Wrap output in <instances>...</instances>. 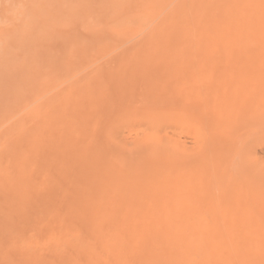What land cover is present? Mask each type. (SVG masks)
<instances>
[{
	"label": "rangeland",
	"instance_id": "374dc122",
	"mask_svg": "<svg viewBox=\"0 0 264 264\" xmlns=\"http://www.w3.org/2000/svg\"><path fill=\"white\" fill-rule=\"evenodd\" d=\"M116 1L0 0V173H8L9 175L10 170L13 171L12 179L8 176H5V179H1L2 183L5 182L4 185L8 186L10 184L12 186L15 183L13 178L16 179L19 174L20 176L24 175L23 179L36 176V170L31 165L36 157L34 144L36 143L37 125L41 122V119L38 122V118L41 116L38 108L49 99H51L52 104L58 103L59 99H61L60 103L64 105H62L63 109L60 110L55 105L57 107L56 111L59 109V112L54 111L52 113L51 110L56 108H53L54 105H52L53 109L50 108L47 111H51L53 115L55 113V118L60 111H62L60 114L67 112L68 106L66 104L69 102V97L75 98L78 96L75 93H79L78 86L73 85L81 77L90 82L95 75L99 74V78L101 75L103 77L100 80L98 79L99 84L102 83L103 85L106 81L105 84L108 89V79H111L112 84L115 85L114 76L116 75V70L114 69L115 66L113 67L115 60H126L122 61L121 65L129 67L133 63H126L127 59L149 60L150 62L148 63H152L156 67L155 70L170 72L172 77L166 81L169 89L166 91L173 94L179 91L181 96L177 99L176 96L173 97L180 102H185L184 97H188V95L195 98V100L199 97L200 92H202L200 96L204 95L205 89L203 85H211V87L217 85L222 86V96L219 98L223 97L224 101H222L226 103L229 94L226 91L225 77L229 78L228 84H233L235 77L238 75L241 76L240 80L245 79L244 67L249 64H238L234 61L230 63L227 61L233 60L229 57L231 56L229 55L230 53L232 55L237 53L233 46L228 47V45L233 44L234 39L241 35L248 24L242 23L243 17L241 16L236 18V23L233 22L235 23L234 25L228 22V18L220 22L217 19V15L222 12L226 15H230L229 12L236 14L239 6L243 4L245 7L250 6L244 12L246 20L258 23L261 15L256 13L255 9L259 8L260 0H119L120 4H116ZM110 2L114 8L106 9L104 4ZM228 2L232 3V7L230 6L229 9H227ZM184 5L187 6V10L181 13L180 11L183 10ZM213 5H216L218 10L212 12ZM50 6H54L56 11L49 13L47 8ZM64 6L71 8L72 11L65 10ZM57 8L60 9L57 10ZM197 8L199 11H197ZM27 21L34 23L33 28L29 29L25 35L28 37L27 41L31 40L33 42L31 43L32 45L26 41L21 42L23 40L19 39L22 34V25ZM217 23H219L218 26H216ZM157 26L158 28H156ZM156 31L159 33L156 41L146 45L145 42L149 41L151 34ZM28 45L31 47L28 48ZM2 47L3 50L1 51ZM106 68L109 71L112 69L108 78H105L108 72L106 74L100 73L101 71H106ZM126 77L119 82L122 86L118 84L113 91L126 86L125 84L127 83L125 81H129L130 76ZM260 77L258 82L264 85V72ZM246 78V80L251 81L250 77ZM94 82L96 83V81ZM137 86L122 91L121 95L126 94V92L130 94L133 91L135 94H142V86ZM74 87L76 88L74 89ZM58 95L61 98L57 97ZM56 98L58 101L55 100ZM126 101L131 104L130 98ZM114 103L117 104V100L114 99ZM105 104H102L103 112L101 114L103 116L102 124L105 123L106 126L119 125L121 118L126 117V114L131 119L136 115L129 114L123 107L114 106V108L105 106ZM250 106L252 108L249 109L247 120L240 119L241 117L239 118L238 116L240 112H235L237 114L232 113L231 126L225 124L227 130L231 128L234 130L231 139L228 141H220L219 139L216 141L217 143L213 144L214 146H211L212 148L209 146L205 151L204 158L208 159L207 157H209L211 159L213 156H218V158H222L225 161V167L218 171L220 172L218 175L217 173L212 174L209 181L202 183L199 188H178L176 194L178 200L174 208H180V210L175 213L173 219L186 224L182 229L190 235L200 237L215 235L225 238L235 236L234 234L242 236L240 238L246 244L245 250L249 254L248 257H253L255 259L254 263L258 264V259L264 255V179H262L260 204H258L260 215L254 212L251 218L240 225L237 231H234V227H232L236 222L233 214L239 204V199L235 196V188H231L234 184L232 182L233 174L236 173L239 167H243L249 173L252 166H255V169L264 176V94L260 95L258 104L252 103ZM105 107L107 110L104 109ZM65 108L66 110H64ZM199 108L192 107L187 110H180L177 117H168L165 122H162L163 127H160L158 131L159 136L170 142L184 143L189 149L200 146L204 140L213 134L214 129L212 128L213 125L208 123V119L205 117L206 111L204 112V110ZM51 113L46 116V119L50 118V120L47 121L45 119L48 129L50 124L53 129H57L61 128L67 122V119L69 121V118L64 116V114H59V117L57 116V119H55L54 116L50 115ZM68 113H65V115ZM36 115H38V118ZM51 116L57 123L51 119ZM62 118L66 121H61ZM131 119L127 121V124L122 123L119 129L121 133L117 132L120 133L118 139L123 144V147L142 138L146 131L143 126L131 128V130L125 129L132 125ZM36 122L38 123L36 124ZM85 132L84 134L88 135V130ZM226 132L223 134L226 135ZM108 144L110 150L116 149L117 155L114 157L115 159H117L119 154L121 155L120 157L122 158L115 162L123 166L130 158V156L127 157L125 155H129V149L126 151L127 147L117 148V144L111 142V140L108 141ZM63 154L65 159L68 158V152H61V155L55 154L54 157L57 155L58 158L63 157ZM10 157L16 162L11 160V164V161H9ZM52 159L53 157L50 160L53 161ZM19 161L21 163H19L20 168L11 169V165L15 163L17 167V162ZM24 165L30 167V169L26 168L25 170ZM68 168L69 165L63 169L60 164L53 166L55 171L50 168L54 171L53 184L48 181L49 184L31 186L29 191L33 193L34 202H32L33 199L30 197L27 199H31V201H17L16 199V203L15 200H12V204L10 201L9 205H6L5 199L7 197L10 199L11 196L7 195L5 199L4 196L6 195L5 193H11L10 189L0 190L2 191L0 196V264H17L18 262L30 264L36 258L55 259L54 261L59 262V255L54 252L55 248H57L55 246L56 243L51 242L49 244V246L51 245V250L45 249V251L41 250L40 252L34 250L33 246L36 243V238H43V241L46 238L48 239L49 236L47 235L52 233L53 228H55V221H59L60 218L62 223L63 217L64 219L66 217L67 210L68 213L72 214H68L69 216L66 218L69 221L71 219L70 216L78 217L77 215H79V217H82L84 210L88 214L84 212L83 218L87 215L85 218L86 222L90 220L89 224L86 225L90 226L87 229L90 230L91 225H95V221L91 223L90 214L87 212L89 211L88 206H92V201L91 204L89 203L90 205L86 204L88 200L85 197L86 194H80L81 188H74L75 191H73V188L66 189L59 184V182L64 180L62 175L66 176L68 174ZM65 171L66 174L64 173ZM50 173L52 172L50 171ZM114 175L116 176L115 173ZM84 189V192L88 190V188ZM91 189L96 190V188ZM111 189L108 192L105 191V198L111 194L109 193ZM76 190H79V193ZM72 192H75L76 195L74 193L69 194ZM3 193L5 194L4 196H2ZM51 196L53 200H51ZM73 196L74 198L71 199ZM80 198L82 200L86 198L84 201L87 210L82 209L86 208L82 200V204L79 202L81 205H78L77 200L80 201ZM67 199L71 200V202ZM2 200H5L6 204L1 202ZM13 201L15 204H13ZM75 202H77V205H75ZM32 203L36 208L32 207L33 210L35 209L36 214L31 208ZM64 203L65 205L68 203V207L72 208L70 212L67 205V209H64L66 211H63V208L61 209ZM72 203L73 205L70 207L69 204ZM74 205L75 207L78 206L77 209ZM29 207L31 208L30 212ZM59 208L62 211L58 210ZM49 211L50 215L48 214ZM80 211L82 212L78 214L77 212ZM20 217L22 218L20 219ZM106 217L102 216V220H97L99 224H96L100 229L106 223L110 226L109 223L112 221H108L111 220L110 217L112 216L109 217L110 219ZM104 218L108 221H103ZM112 219L114 218L112 217ZM102 221L104 224L100 226V223H103ZM56 223H60V221ZM35 224L40 225L42 228L47 227L48 230L44 228L48 231V233H44V237L45 234L47 236L45 239L41 237L43 233L36 238L29 233L26 236L23 235L29 227ZM104 227L106 228V225ZM76 248V254L72 250L73 253L66 255L69 258L80 257L78 256L80 254L79 247L76 246ZM81 251L83 250L81 249ZM140 254L145 255L144 252H140ZM20 259L23 261H20Z\"/></svg>",
	"mask_w": 264,
	"mask_h": 264
},
{
	"label": "bare ground",
	"instance_id": "6f19581e",
	"mask_svg": "<svg viewBox=\"0 0 264 264\" xmlns=\"http://www.w3.org/2000/svg\"><path fill=\"white\" fill-rule=\"evenodd\" d=\"M116 4H120L119 0L116 1ZM104 5L106 9L114 8L111 2ZM230 6L232 7V3L228 2L227 9H229ZM63 8L67 11H72L71 8L69 9L67 6ZM247 8H250V6L245 7L242 4L239 6L236 14L229 12L230 15H226L222 12L217 15V19L220 22L228 18V22L234 25L236 23V18L241 16L243 17L242 23L248 24L241 35H238L234 39L233 44L228 45V47L233 46L237 53L235 55L230 53L229 55L231 56L229 57L233 60L227 62L231 63V61H234L238 64L249 65L244 67L245 79L243 80H240L241 76L238 75L235 77L233 84H228L229 78L224 76L226 78L224 80L226 91L229 94L226 103L223 102V97L219 98L222 96V86L220 87L217 85L213 87H211V85H203L205 93L200 96L202 93L200 92L197 100L190 95L184 97L185 102L175 100L173 96H176L177 99L181 96V93L177 91L173 94L172 92L169 93V91H166L168 89L166 81L172 77L170 72L155 70L156 67L152 63H148L150 62L149 60L127 59L126 63L130 62L133 64L130 67L123 66L121 65L122 61H126L123 59L114 61L113 67L115 66L114 69L116 70V75L114 74L115 85L112 84L111 79H108V89L105 84L106 81L103 85L102 83L99 84L98 79L100 80L102 77L101 75L99 78V74L95 75L90 82L85 80L84 77L76 80L73 86H78L79 90H77L79 93H75V95H78L75 98L72 96L69 97L70 99L68 98L69 102L66 104L68 106V111H63L64 113L62 114L67 116L69 121L67 119V124L64 123L63 126L62 123L61 128H55V130L50 124L48 129L45 122L46 116H48L51 111L53 113L56 111L57 107H59L60 110L63 109L64 105L60 103L62 101L59 99L61 98L59 97L60 95L57 96L59 97V101L57 98L55 99L58 103L52 104L51 99L48 98L49 100L47 99L48 101L44 102V104L38 108L40 109L41 116L38 118V113L36 117L38 118V122L40 119L41 122L37 125L36 143L34 144L36 157L31 165V167L36 170V176H30L31 178L28 177V180L26 178L23 179L24 175L20 176L19 174L16 179L13 178L15 183H13L12 186H10V184L7 186L4 185L5 182L2 183L1 179H5V176L11 177L13 171H8L10 176L8 173H0V190L10 189L11 192L10 194L9 192L8 194L5 193L6 195L4 193L2 194V196L5 195L4 199L7 195L11 196L10 199L8 197L5 199L7 204L4 202L5 200L1 202L9 205L8 203L10 201L12 204V200H15L16 203V199L17 201H31V199H27L30 197L33 199V193L29 191L31 186L36 187L40 184L45 185L48 181L53 184V172L55 171L53 166H58V164H60L63 169L69 165L67 169L68 174L65 176L61 173V175L64 176L62 177L64 180L59 182V184L66 189L81 188L80 194H86L85 197H87L88 200L86 204H91L92 201V206L89 204L90 207L88 206L89 211L87 212L90 214L91 223L95 221V225H91L90 230L87 229V227H90L86 226L89 224L88 222L90 220L86 222L85 218L87 215L83 218V215L86 213L84 210L82 217L77 215L79 218L70 216V221L66 219L71 213H68V210H64L68 207V203H66L67 207L64 203V205L60 207L61 209L63 208V211H66V217L65 219L63 217L62 223L59 218L61 224L56 223L59 221L55 219L56 224L54 223V225L57 229L52 227L54 230L52 233L49 231L50 234L47 235L49 236L48 239H45V237H47L46 234L44 237V233H48L47 227L42 228L40 225H37L38 223L29 227V229L23 233L24 236L29 233L34 238L39 237L38 235H42L43 233L41 237H44L46 242L42 240L43 238H36V243L33 246V249L39 252L41 250L45 251V249L51 250V245L49 246V244H51V242L56 243L55 246H57V248H55L54 252L59 255V258L57 257L59 262L54 261L55 259H52V261L49 258H47L48 260L36 258L32 260L30 264H255V259L253 257H248L249 254L246 253V244H244L242 242L243 239L240 238L242 236L234 234L235 236L225 238L215 235L203 237L190 235L182 229L186 224L182 221L177 222L173 219L175 213L180 210V208H174V206L177 205L176 201L178 198H176V194L178 188H199L202 183L209 181L212 174L217 173L218 175L220 173L218 171L225 167V161L222 158L213 156L211 159L209 157L206 159V157L204 158L203 156L206 154L205 151L208 147L210 146V148H212L211 146L217 143V140L228 141L231 139L234 130L233 128L227 130L225 124L231 126L230 123L233 120L232 113L237 114L235 112H240V115L238 114L239 118L241 117L240 119L247 120L249 109L252 108L250 105L252 103L258 104L260 95L264 94V85L258 82L261 78L260 76L263 75L264 72V0H260L259 8L255 9L256 13L261 15L258 23L246 20L244 12ZM47 9L49 13H53L54 10L56 11L54 6H50ZM58 9L60 8H57V10ZM182 9L183 10L180 11L181 13L186 12L187 6L184 5ZM216 10H218V8H216V5H213L212 12ZM197 11H199L198 8ZM219 23H217L216 26H218ZM33 26L34 23L31 21H27L22 25V34L19 38L23 40L21 42L26 41L28 44L33 43L31 40L27 41L28 37L25 36L26 32L33 28ZM156 28H158V26ZM158 34V31L151 34L149 41L147 40L145 44H152V42L156 41ZM30 47L31 46L28 45V48ZM2 50L3 47L1 51ZM110 71L106 68V71H101L100 73L103 72L106 74L108 72V75L105 77L108 78ZM126 76H130L129 81L124 79L127 83L125 84L126 86L113 91L118 84L121 85L119 82H121L123 78H127ZM246 77H250L251 81L246 80ZM94 81H96V83ZM137 85L142 86V94H135L133 93L134 91L127 94L125 91L126 94L121 95L122 91ZM197 86L199 87L198 84ZM76 87H74V89ZM71 94L74 95L72 92ZM128 98L131 100V104L129 103L131 106L126 101ZM114 99L117 100V104L114 103ZM103 103H106L105 106L123 107L129 114L136 115L131 119L127 117L126 114V117L121 118V123L119 124L118 122L119 125L106 126L105 123L102 124L103 116L101 112H103V108L101 107ZM246 104L247 107L245 108ZM52 105H54L53 108L57 106L54 108L55 110L52 108ZM192 107H200L199 109L204 110V112L206 111L205 117L208 119V123L213 125L212 128L214 129L213 134L204 140L200 146L189 149L184 143L170 142L159 136L158 131L160 127H163L162 122H165L168 117H177L180 110H187ZM50 108L53 110L49 112ZM47 109L49 110L47 111ZM59 109L57 110L58 112ZM104 109L107 110L106 107ZM64 110H66V108ZM61 112L62 111H60V113ZM52 113L50 115L55 118L56 114L54 113L53 115ZM65 113L68 114L65 115ZM59 114L57 115L58 117ZM57 116L55 119H57ZM36 117L34 116V118ZM129 119H131L132 125L125 129L131 130V128L143 126L146 131L143 137L136 142H130L127 146L124 145L127 147L126 151L127 149L130 151L129 155H125L127 157L130 156V158L121 166L122 164L115 162L122 158L120 157L121 155L119 154L117 159L114 158L117 155L116 149L113 150L111 148L112 150H110V148H108V141L111 140V142L116 143L117 148H125L118 139L121 133L119 129L122 123L127 124ZM48 120H50V118ZM52 120L54 121V119ZM62 120L63 122L66 121L63 118L61 121ZM38 122H36V124ZM58 126H60V124H58ZM87 130L88 135L84 134ZM118 131L120 133H117ZM225 131H227L226 135L223 134ZM61 152H68V158L65 159L64 154L63 157L58 158ZM55 154L58 155L54 157ZM52 157L53 161L50 160ZM11 160L16 162V160L14 161L13 158L10 157L9 161ZM17 163V167L15 163L13 165L9 163L11 169H19L20 161ZM49 164L50 168L54 171L49 168ZM26 168L30 169V167L24 165L25 170ZM50 171L52 173H50ZM64 173L66 174V171ZM250 173L252 174L249 175ZM14 175L16 174L14 173ZM262 179H264L263 174L255 169V166H252L249 173H247L243 167H239L236 173L233 174L232 182L234 184L231 188H235V196L239 199L237 210L233 214V217L236 219V222L232 225L234 231H237L243 222L251 218L254 212L260 215L261 212L258 209V204H260ZM84 188H88V190L84 192ZM91 188H96V190ZM109 189H111L109 193L112 194V197L111 194H106L110 197L108 199V196L105 198V191L108 192ZM73 191H75V189ZM77 192L79 193V190ZM1 193L2 191H0V196ZM73 193L75 194V192L69 194L71 195ZM73 198L74 196L71 199ZM51 200H53V197ZM81 200L82 198H80V201L77 200L78 205L82 204ZM84 200L82 201L85 205ZM32 202H34V199ZM69 202H71V200H69ZM79 202L81 204H79ZM15 203L13 201V204ZM73 203L69 204L70 207ZM75 203V205H77V202ZM31 205V208L34 207L33 203ZM77 207L75 208L77 209ZM84 207L86 208H82L81 206L82 209L87 210V206L85 205ZM68 209L70 212L72 208L70 209L68 207ZM58 210H60V208ZM81 212L82 211L77 213L79 214ZM48 214L50 215V211ZM48 214L46 213L47 216H49ZM105 215L109 217L112 216L114 219L110 217L111 220L108 221L107 219L109 217L107 218ZM102 216L107 218L106 220L104 218L103 221L112 222L109 223L110 226H108L106 222V224H104L102 221L103 223H100V226L104 224L106 228L103 225V228L101 227L100 229V227L97 226V224H99L97 222L102 220ZM21 218L22 217H20V219ZM44 219L46 220V218ZM40 223L42 222L40 221ZM60 225L63 226L60 227ZM24 236L22 237L25 238ZM32 237L30 238L33 240ZM76 246L79 247L80 251L81 249L83 250L81 252L79 251V255L77 253L80 257L69 258L66 254L73 253V251L74 254H76ZM140 252H144L145 255H141ZM63 254L66 255L64 258ZM20 261L23 260L20 259ZM17 264H24V262H18ZM258 264H264V255L258 259Z\"/></svg>",
	"mask_w": 264,
	"mask_h": 264
}]
</instances>
